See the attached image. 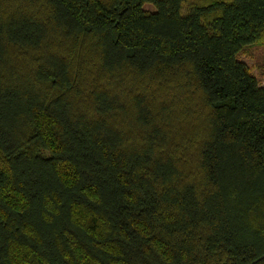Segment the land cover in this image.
Masks as SVG:
<instances>
[{"label":"trees","instance_id":"16d2710c","mask_svg":"<svg viewBox=\"0 0 264 264\" xmlns=\"http://www.w3.org/2000/svg\"><path fill=\"white\" fill-rule=\"evenodd\" d=\"M263 40L264 0H0V264H264Z\"/></svg>","mask_w":264,"mask_h":264},{"label":"rangeland","instance_id":"374dc122","mask_svg":"<svg viewBox=\"0 0 264 264\" xmlns=\"http://www.w3.org/2000/svg\"><path fill=\"white\" fill-rule=\"evenodd\" d=\"M147 8L152 9L151 7ZM238 56L241 61L247 64L259 84L264 85V40L245 47ZM149 94L161 113L166 110L163 120L167 119V107L171 108L172 112L175 111L174 116L178 117L174 122L175 132L172 133L175 138L180 139V135L184 131L194 137L208 129L210 118L207 114L205 98L201 93L187 87L175 88L169 86L167 81H161L152 88ZM204 111L206 115L201 114ZM168 115H170L169 112Z\"/></svg>","mask_w":264,"mask_h":264}]
</instances>
